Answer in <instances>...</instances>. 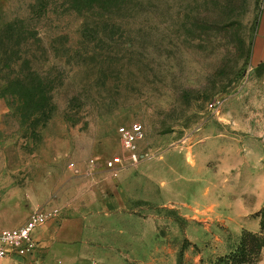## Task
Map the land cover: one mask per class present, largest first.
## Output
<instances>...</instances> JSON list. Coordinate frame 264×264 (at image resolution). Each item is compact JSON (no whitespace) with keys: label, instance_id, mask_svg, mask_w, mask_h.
<instances>
[{"label":"rangeland","instance_id":"374dc122","mask_svg":"<svg viewBox=\"0 0 264 264\" xmlns=\"http://www.w3.org/2000/svg\"><path fill=\"white\" fill-rule=\"evenodd\" d=\"M260 1L124 0L80 13L67 0H0L1 25L29 17L26 26L40 30L46 51L31 40L30 66L53 81L45 121L0 95V204L18 220L44 206L67 216L103 204L110 250L99 239L74 264H217L234 253L242 240L232 222L207 217L190 198L205 178L184 181L170 165L216 169L245 137L264 152V62L251 59ZM135 121L149 155L112 179L103 160L128 157L117 128ZM262 249L236 264H260Z\"/></svg>","mask_w":264,"mask_h":264},{"label":"crops","instance_id":"0c3cea01","mask_svg":"<svg viewBox=\"0 0 264 264\" xmlns=\"http://www.w3.org/2000/svg\"><path fill=\"white\" fill-rule=\"evenodd\" d=\"M261 6L251 54L254 64L264 62V0ZM199 138L196 149L201 162L204 163L207 142L203 135ZM259 150L257 139L245 137L241 138L238 144L232 145L231 156L227 162L222 160V164H217L216 169L209 166L200 168L197 162L186 166L173 165V158L170 169L178 171V178L184 181L194 182L195 179L201 181V178H205L200 192L190 198L194 200L195 196V199L204 204L208 210L207 217L232 222L233 233L240 238L244 230L253 233L261 230L258 212L264 206V152ZM164 158V155L159 157L160 160ZM161 183L164 189L169 181L164 179ZM93 203H88V207H82L78 212L71 210L67 212V216H63L61 209L55 206L60 212L34 233L38 242L37 252L26 257L12 255L1 259L0 264H74L81 257L77 255L78 252H87L99 239L103 248L101 251H109L111 245L105 242V235L113 232L112 226H109L112 213L106 211L107 208L103 204L96 208ZM0 205L1 229L20 225L35 210H28L24 219L18 220L11 216L12 208L9 203ZM36 206L37 203L34 204V207ZM70 212L72 215H68ZM260 264H264V247Z\"/></svg>","mask_w":264,"mask_h":264},{"label":"trees","instance_id":"16d2710c","mask_svg":"<svg viewBox=\"0 0 264 264\" xmlns=\"http://www.w3.org/2000/svg\"><path fill=\"white\" fill-rule=\"evenodd\" d=\"M261 0V4H262ZM69 5H73L80 13H85L94 9L105 10L114 9L124 5V0H67ZM44 5L39 8L38 16L45 17L49 8ZM37 8L35 4L33 9ZM261 12V11H260ZM29 17L16 19L7 25L0 24V95L14 100L16 98L26 111L32 114L40 113L43 121L48 119L52 113L51 91L53 81L42 75L37 69L32 68L31 57L33 54L27 46L31 40L38 44L39 52L46 51L44 39L39 29L32 30L26 26ZM259 17L257 20V25ZM8 69L9 72L4 71ZM3 73V75H1ZM261 218V230L258 233L247 231L249 243H245L241 234V245L230 256L222 257L217 264H236L244 256L243 254L261 253L264 247V220ZM243 252L242 255H238ZM259 256H257V260Z\"/></svg>","mask_w":264,"mask_h":264},{"label":"built area","instance_id":"2783aa9c","mask_svg":"<svg viewBox=\"0 0 264 264\" xmlns=\"http://www.w3.org/2000/svg\"><path fill=\"white\" fill-rule=\"evenodd\" d=\"M117 134L122 149L128 153V157L124 159L120 155H114L103 160L104 171L112 179H117L125 167L136 165L149 155L148 152L143 153L140 149V142L146 134L141 122L135 121L121 125L117 128ZM89 162V165L93 166L95 159L92 158ZM75 166L76 163L70 164L72 168ZM58 213L59 208L44 206L32 211L20 225L0 229V260L12 255L20 257L34 255L38 249V242L34 238L35 231Z\"/></svg>","mask_w":264,"mask_h":264}]
</instances>
